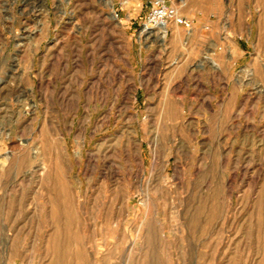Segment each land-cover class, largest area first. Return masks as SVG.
<instances>
[{
	"label": "rangeland",
	"instance_id": "obj_1",
	"mask_svg": "<svg viewBox=\"0 0 264 264\" xmlns=\"http://www.w3.org/2000/svg\"><path fill=\"white\" fill-rule=\"evenodd\" d=\"M149 2L0 0V264H264V32L162 42Z\"/></svg>",
	"mask_w": 264,
	"mask_h": 264
},
{
	"label": "crops",
	"instance_id": "obj_2",
	"mask_svg": "<svg viewBox=\"0 0 264 264\" xmlns=\"http://www.w3.org/2000/svg\"><path fill=\"white\" fill-rule=\"evenodd\" d=\"M216 14V15H215ZM214 12H204V10H201L200 8L195 11H190V12H186L184 11L183 15L186 16L187 18H190L193 20V27L191 29L186 28L185 26L182 25H177L175 31H183L184 33L187 34H192L193 39L196 38L198 43L204 47H206L212 40H213V36L216 35L218 33V30H222L223 32H231V33H235V34H247V35H259V34H263V27L259 26V25H255L254 22H248L245 23L243 21L242 25H225L223 24L221 21L224 20L225 16L220 17L217 13ZM214 18V19H213ZM242 19L244 20H248L250 19L249 16H244ZM172 29V27H171ZM216 30V31H214ZM192 31V33H191ZM189 38V37H188ZM185 39V38H184ZM191 39V37H190ZM195 39V40H196ZM175 40L177 41V39L175 38ZM202 48V47H201ZM235 48V52L232 53V56L240 61L241 59H243L246 54H247V50L244 49L241 45L238 46H234ZM202 53L205 51L204 49H201ZM209 54V52L207 53V55ZM235 54V55H234ZM227 70V75L229 77H231V75L234 74V72H232V67L231 66H227L226 69ZM201 76V75H200Z\"/></svg>",
	"mask_w": 264,
	"mask_h": 264
},
{
	"label": "built area",
	"instance_id": "obj_3",
	"mask_svg": "<svg viewBox=\"0 0 264 264\" xmlns=\"http://www.w3.org/2000/svg\"><path fill=\"white\" fill-rule=\"evenodd\" d=\"M149 11L144 18V32L161 31L170 23L185 26L188 29L193 27V20L179 13V10L170 5L166 0H150Z\"/></svg>",
	"mask_w": 264,
	"mask_h": 264
},
{
	"label": "bare ground",
	"instance_id": "obj_4",
	"mask_svg": "<svg viewBox=\"0 0 264 264\" xmlns=\"http://www.w3.org/2000/svg\"><path fill=\"white\" fill-rule=\"evenodd\" d=\"M148 36V35H147ZM151 36H155L156 38H160V40L162 41V42H164V41H166V37H167V28L166 27H164V28H162V30L160 31V32H158V34H153V32L152 31H150V33H149V36L148 37H151ZM36 154H37V152H36ZM31 156V155H30ZM7 158V157H6ZM30 158H33V156H31ZM0 163H1V160H0ZM2 163H6V160L4 159V160H2ZM3 165V164H2ZM4 166V165H3ZM0 167H2V166H0ZM2 168H4V167H2ZM40 168H43V166H41ZM34 170L35 171H38L39 170V168H38V166L36 167V168H34ZM35 173V172H34Z\"/></svg>",
	"mask_w": 264,
	"mask_h": 264
}]
</instances>
